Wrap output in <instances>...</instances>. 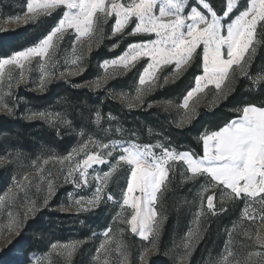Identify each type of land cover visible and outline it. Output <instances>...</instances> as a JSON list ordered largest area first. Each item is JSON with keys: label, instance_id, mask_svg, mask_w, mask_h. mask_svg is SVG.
<instances>
[{"label": "snow or ice", "instance_id": "snow-or-ice-1", "mask_svg": "<svg viewBox=\"0 0 264 264\" xmlns=\"http://www.w3.org/2000/svg\"><path fill=\"white\" fill-rule=\"evenodd\" d=\"M188 4L189 0H25L22 16L17 14L0 18L27 26L51 20L57 12L61 14L53 25H49L50 30L42 38L0 57V83L7 80L10 89L16 70L20 73L17 83H26L29 74L35 70L39 73V90L43 92L47 84L56 78L55 72L60 63L59 50L68 33H72L75 39L70 58L65 59L68 66L66 71L70 76L83 74L86 69L80 64L84 56L78 53V48L84 47L85 39L89 40V54L93 41L100 46L105 26L114 18L111 37L148 38L128 43L120 56L101 61L104 76L86 82L82 87L100 90L110 80L119 77V72L110 70L123 69L127 74L139 62L147 60L136 82V94L133 97L136 103L127 102L125 105L132 110L142 107L147 95L170 82L168 77H164V84L159 83L160 73L165 68L173 66L171 82L174 83L199 58L201 73L195 76L194 86L187 91L179 105L184 110L180 126L191 124L198 116L200 99L208 95L210 88L215 92V106L229 97L241 78L252 80L253 84L264 82V72L258 73L254 79L250 75L257 45L264 47V0H245L242 10L237 0H226L222 15L214 10L210 0H196V4L185 14ZM234 12L238 14L233 17ZM129 26H132L131 32H126ZM15 30L4 29L5 32ZM98 34L100 38L96 39ZM117 47L119 44H113L109 50ZM60 76L63 77L64 73L61 72ZM7 95H11V91ZM119 96L127 100L128 94L122 92ZM0 108L9 115L13 112L3 103L2 96ZM235 111L238 112L235 118L217 130L205 131L199 136L203 155L190 150L178 151L165 142L141 143L135 138V133L126 140L110 139L108 137L113 134V130L103 128V116L96 110L95 123L100 125L104 135L100 138H97L98 134L90 135L65 155L53 154L43 159L42 165L50 161L61 165L65 183L74 185L76 189L90 186V170H94L96 165H110L106 171L91 176L95 181L91 196H79L72 200V194H69V202L75 206L77 213L94 211L105 200L119 204L113 220L127 227L119 228V238L111 226L105 229V239L96 248L95 260L99 261L103 257V264H110L109 258L115 253V264H133L130 246L123 239L125 232H130L150 244V247L141 251L139 257L140 264H149L150 253L159 251L165 220L158 206L169 189L173 174L179 171L182 182H199L203 178L206 183L201 186L199 193L201 208L196 213L194 227L185 233L182 240L183 254L178 257L177 264H186L194 243L201 236L200 221L204 215L205 195L208 211L216 215L215 192L211 195L207 193L221 188L222 204L240 201L244 207L238 220L228 230L230 239L226 242L227 247L215 264H264V101L245 102ZM25 118L30 121L42 120L52 126H72L64 114L48 110L31 112ZM108 119L115 118L109 115ZM114 131L121 135L124 132L119 127ZM83 136L82 132L81 139ZM7 162L4 156H0V164ZM33 166H36L35 161ZM44 172L43 166L37 167L35 176L25 174L22 180H14L13 185L0 195V216L5 218V222L0 224V234L14 232L19 236L29 216H35L40 210L38 202L28 198L34 183L37 193L44 196L40 207L48 206L56 194L57 185L54 179L49 178L51 173L45 176ZM121 173L126 184L121 189V199L116 200L109 188ZM41 184L46 185V188H42ZM20 194L24 195L26 204L23 213L19 209L12 210ZM237 235L247 240V244L241 243V247L250 249L245 256H240L234 250V237ZM82 243L55 242L50 245V250L63 258L65 264H71L73 255ZM174 247L180 248L181 245ZM34 264L42 262L36 260Z\"/></svg>", "mask_w": 264, "mask_h": 264}, {"label": "trees", "instance_id": "trees-1", "mask_svg": "<svg viewBox=\"0 0 264 264\" xmlns=\"http://www.w3.org/2000/svg\"><path fill=\"white\" fill-rule=\"evenodd\" d=\"M210 3L218 13L222 10L223 0H210ZM58 18L59 14H54L45 26L40 23L22 25L15 28V31L0 30V56H6L12 51L21 50L36 42L50 29L49 25H53ZM117 53L118 49L106 52L105 46H102L92 52L89 60L108 59ZM257 56L252 67L260 59L264 67V54L263 57L262 53ZM199 63L200 60L197 58L193 66L178 82L158 89L142 107L132 110L107 95L105 90L82 87L83 81L94 76L90 68L72 80L52 82L43 92L21 88V108L29 109L30 112L48 110L62 113L72 122V126H52L38 119L30 121L18 110L11 115L0 114V156L9 160V164L0 168V194L9 187L12 177H20L27 171L25 166L29 162L43 160L53 154L63 156L74 146L87 140L90 135L98 134L97 138L104 135L100 125L95 123L96 110H99L103 116L101 121L103 128L113 130V134L109 137L117 135L114 130L119 127L124 130L123 137L132 138V133H135V138L141 143L165 142L177 150H190L201 155L202 142L199 136L205 131L217 130L235 118L238 115L235 110L245 102L264 101V82L255 85L247 79H239L235 90L226 100L214 108L201 109L197 118L185 126H178L158 105L149 107V101L156 102L180 96L186 92L191 87L193 78L200 72ZM188 79L189 82H184ZM109 115L115 119L109 120ZM82 132L84 133L83 139H81ZM205 182L203 178L199 182H182L179 171L173 174L169 189L158 206V211L165 217L159 251L149 256V264H176L174 245H178L181 235L188 231L190 224L195 222L194 217L200 202L199 193ZM207 194L211 195L213 191ZM205 201L206 195L204 203ZM214 204L217 214L212 215L205 210L200 221L201 236L194 243L186 264H211L213 258L227 247L226 242L230 239L228 230L240 217L242 206L236 201H226L222 204L217 194L214 195ZM103 213L100 208L96 209L86 215V222L83 226H78L76 223L66 221V219L75 217V214L59 212L56 210V204L51 203L25 222L21 234L12 241L5 252L10 259H14V254L25 256L34 251L44 252L54 242L84 241V244L77 249L76 257L74 256L75 264L76 258L81 256L89 241L88 228L109 227L108 217ZM244 223L248 225L247 221ZM121 226L127 227L124 224ZM125 235L129 238L127 244L132 251V259L136 260L139 251L149 247L148 242L142 241L130 232H125ZM242 237V235L234 237L236 241L234 250L238 254ZM4 257L5 255L0 259V264H6Z\"/></svg>", "mask_w": 264, "mask_h": 264}, {"label": "rangeland", "instance_id": "rangeland-1", "mask_svg": "<svg viewBox=\"0 0 264 264\" xmlns=\"http://www.w3.org/2000/svg\"><path fill=\"white\" fill-rule=\"evenodd\" d=\"M237 3H238L239 9L242 10L243 6H245V0H237ZM195 4H196V0H189V4H188V7L186 9V13L185 14H187V11H190L191 6H193ZM24 5H25V0H0V17L7 16V15H17V14L22 16L23 15V11H24ZM225 6H226V0H223L222 10L219 13L218 12L217 13L222 15V11L225 10ZM201 10H203V9H201ZM204 11H206V10H204ZM57 13L59 15L61 14L60 12H57ZM57 13H55V14H57ZM235 14H238V12H234L232 14L233 17H234ZM47 22L49 23V20H46V21L42 22L41 24H43L45 26V25L48 24ZM226 22H227V18H226ZM113 23H114V18L112 20H110L108 22V24L105 26L103 42H102V44L100 46H97L95 41H93L91 43V53L90 54H89V48H88L89 40L85 39L83 41L84 47L78 48V53L84 56V60L80 64V67H84L85 69L90 68L91 73L94 74V76L92 78H90L89 80L83 81L84 82L83 84H85L86 82H93V81L96 80L97 77H103L104 76V70L100 67V62L105 60V59L99 60V61H96V60L90 61L89 59H90L91 54H92L93 51L97 50L99 47L105 46L106 52H111L109 50L111 48V46L113 44H119V47H117L116 49L112 50V51H115V50L118 49V53L115 56H113L111 58H108V59H113V58H115L117 56H120L122 54V52L127 47L128 43H132L134 41H138V40H142V39L148 38V37H145V36H137V37L124 36V37H115V38H113V37H111V27H112ZM22 25L23 24H17L15 22H7L5 19L0 18V30H2V31H4V29H15V28H17L19 26H22ZM132 26H134V25H132ZM132 26H129L126 29V32H131V27ZM40 38H42V37H40ZM99 38L100 37H99V34H98L96 39H99ZM151 38H154V37H151ZM74 39H75V36L72 33L66 34V37L63 40L62 45H61L60 50H59L58 59H59L60 63H59V67L56 69V72H55V77L56 78L51 80L47 84V86L49 84H51L52 82H59V81H63V80L68 81V80H72V79L82 75L81 74V75H78V76H70V75H68V72L66 71V68L68 66L65 64V59L66 58H70L72 42H73ZM261 53H262V57H263L264 47H261V46L257 45V54H256L255 58L258 57L257 55L260 56ZM10 54H8V55H10ZM0 57H3V56H0ZM255 60L256 59H254V61ZM146 63H147V60H142L141 62H139V64L137 65V67L135 69H133L132 71H130L127 74H125L123 72V69L110 70V71H117V72L120 73V75H119L118 78L110 80L100 90H105L107 95L113 97L115 100H117L118 102H121V103H123L125 105H126L127 102L136 103V101L133 99V97L136 94V82L138 80L139 72L142 70V67ZM33 67L35 69L36 65H34ZM172 67L173 66H168L167 68H165L160 73L159 83L161 85L164 84V77H168L169 78L170 82L167 85L173 84V82H171V80H172V75H171ZM199 69H200V63H199ZM61 72L64 73L63 77L60 76ZM260 72H264V67L261 64V59L255 64L254 67L251 66L250 75L254 79L256 77V75L258 73H260ZM200 73H201V69H200V72L198 74H200ZM184 74L182 76H180V78H182L184 76ZM29 75H30V78L27 80L26 83H17V81H19V79H20V73H19V70H16L14 72V79L11 82V88L10 89L8 87L7 80H5L4 82L0 83V96L3 97V103L7 104L8 107L12 108L13 112L18 110V112L21 115H24L25 117L27 115H29L31 112H30L29 109H26V108L23 109V108L20 107L21 106L20 105L21 104L20 89L21 88H26L28 91L41 92L39 90V73H38V71L33 70ZM180 78L176 79L175 82H178L180 80ZM194 78L192 80L191 87L194 86ZM247 80H248V82L253 83L252 80H249V79H247ZM72 82H75V81H72ZM184 82H189V79H188V81L185 80ZM260 83H262V82H260ZM260 83H256L255 85H258ZM167 85H165L163 87H160V88H164ZM160 88H158V89H160ZM90 89L94 90L93 88H90ZM188 90H186V92H184L180 96H175V97L168 98V99H163V100H160V101L158 100L156 102L149 101L148 105L149 104L158 105L159 107H161V109L165 113H167L171 117V119L178 126H180L179 122L184 117V110L181 109L179 107V105L181 104V102H182V100H183V98L186 95ZM9 91H11V95H7V93ZM156 91H154V92H156ZM122 92L128 94L127 100L120 99L119 94L122 93ZM154 92L152 94H154ZM152 94L151 95H147L145 97V101L149 100V98L152 96ZM214 97H215V92H214V90H212L210 88L209 92H208V95L206 97L200 99V102L197 105V112L199 113V111L201 109H211V108H214L215 106H217V105L213 106ZM165 101H171L172 103L171 104H165L164 103ZM222 101L223 100H221V102ZM0 114H8V113H7L6 110H3L2 108H0ZM183 126H185V125H183ZM109 138L110 139H125V140L129 139V138L123 137L120 134L110 136ZM178 151H188V150H178ZM201 155H203V144H202V154ZM7 161L8 162L6 164H9V160H7ZM34 161L36 162V166L35 167L33 166V162ZM34 161L29 162L25 166L27 171L22 173V175H20V177H15L14 176V177L11 178V184L9 185V187L13 185L14 180H22L25 174H28L30 176H35L36 175V168L40 167V166H43L45 168L44 175L48 176V174L51 173V176L49 178L54 179L55 183L57 185L56 194L49 201L48 206L51 203H55L56 204V210H58L59 212L75 214V217H72L70 219H66V221L71 222V223H76L78 226H83V224H85V222H86V215H89L93 211L77 213L75 211V206L73 204H70V202H69L70 201L69 194L70 193L72 194V196H71L72 200H74L75 198H78L79 196H85V197L91 196L92 192L95 189V181L91 179V176L94 175L96 172H101L102 173L103 171H106L110 165H108V164L96 165L94 167V170H90V175H89L90 186L88 188L76 189L74 185L69 184V183H65L64 173L61 171V165H59L58 163H54V162L50 161L47 165H42V161L43 160H34ZM114 162L115 161L113 160V163ZM6 164H0V168L5 166ZM65 171H66V169H65ZM125 184H126V180L124 178V174L123 173H121L119 176H117V178L115 180L112 181L111 186L109 188V191L116 198V200H120L121 199V195H120L121 189H122L123 186H125ZM41 187L42 188H46V185L41 184ZM5 191L2 192L0 195H3L5 193ZM211 191L215 192V194H217L219 196V202H220L221 201V194L223 192V189L222 188L219 189V190L218 189L217 190L214 189V190H211ZM28 198L31 199V200H36L38 202L37 206L40 208V210L45 208V207H40L43 204L44 196L41 193H37L36 187H35V183L33 184L32 188L28 192ZM236 202L240 203V206H242V208L244 207V203L243 202H240V201H236ZM25 208H26V204H25L24 195L20 194V198H19L17 204L15 205V207L12 210L15 211L16 209H19L20 212L23 213L25 211ZM62 208L64 210H62ZM99 208H100V211L104 212L103 214L108 217V220H107L108 223L107 224L109 226H110V224H113V226H111L112 229H113V233L119 238V228L122 227L121 226L122 223H120L118 220L117 221L113 220V217L115 216L116 211L119 210V204L105 200V202ZM200 208H201V198H200L198 209H200ZM198 209L196 210V213H197ZM205 210H206L207 213L209 212L208 209H207L206 201H205V203L203 205V212H205ZM32 217L33 216L30 215L28 220L30 218H32ZM194 220H196V216L194 217ZM4 222H5V218L3 216H0V224H3ZM262 223H264V222H262ZM192 227H194L193 223L190 224L189 228H192ZM106 228H108V227H104V228L90 227V228H88V230L90 231L89 241H87L88 242L87 246L84 248V251L82 252L81 256H79V257L77 256L78 258H76L75 264H103V259H104L103 257H101L99 261L95 260L94 257L97 255L96 248L105 239V236H104L103 233H104ZM187 232H185V233H187ZM185 233L183 235H181V237L179 239L178 245H181V247L180 248H175L176 264H177L178 257L183 254L182 240L184 239ZM16 237L17 236L15 235L14 232H7V233H4V234H0V259L5 255L4 262H6V264H34V261H36V260H41L42 264H65L63 258H60V257H58L57 255H55L54 253L51 252L50 245L52 243L45 249L44 252L34 251V252L28 253L25 256L14 254V259H10V257H8V254L5 251H6V248L12 243V241ZM123 239L126 242H129V238L125 234L123 236ZM241 240L242 241L239 243L240 247H241V243H243V244L246 243L247 244V240H246V238L244 236L242 237ZM71 241H73V240L60 242V243H67V242H71ZM83 244H84V241L81 244V246ZM148 246L150 247L149 243H148ZM248 250H250V249H248L246 247H241L239 249V255L240 256H245L247 254ZM141 251H139V255L136 256V260H134V259H132V251L130 250V252H131V260L133 261V264H140L139 257H140ZM223 251H224V249L221 251L220 254H218L217 256H215L213 258V261H212L211 264H215V261L221 256ZM191 253H192V251H191ZM152 254L153 253H150L149 256H151ZM74 256L76 257V253L72 257L71 264H74V260H75ZM109 259H110V264H115V253H113V256L110 257Z\"/></svg>", "mask_w": 264, "mask_h": 264}]
</instances>
